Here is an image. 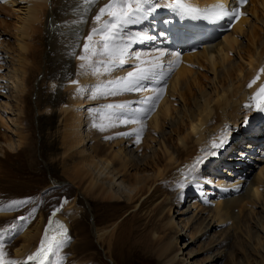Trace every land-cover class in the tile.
Here are the masks:
<instances>
[{
    "label": "bare ground",
    "instance_id": "bare-ground-1",
    "mask_svg": "<svg viewBox=\"0 0 264 264\" xmlns=\"http://www.w3.org/2000/svg\"><path fill=\"white\" fill-rule=\"evenodd\" d=\"M3 1L17 15V23L12 28L15 42L14 53L9 55L6 50H0L11 64L12 72L9 78L11 79L10 84H12V88L15 92L12 97L17 105L15 108L17 115L15 120L11 121L15 140L14 142H8L6 144V150L3 148L2 151V146L0 147V163L2 164L6 161L5 165L7 167L9 165L8 163H10V159L4 157L6 151L14 153V149H17L25 153L26 150L29 149V144L24 142L23 130L21 129V122L18 118L22 113L20 108L21 96L24 92L28 91V87L25 86L24 83V77L28 71L32 69V67H28V56L31 55L32 58H35L37 55L33 46L35 42L37 45V42H40L39 40H35L38 34H40L43 29L51 31L55 28L53 32H55L56 36L54 37V33L51 32L53 35L50 36L49 45L51 46V43L58 40V50L57 52L54 50L56 53L52 57H49V48L46 53L48 54V61L51 62V65L52 63H56L64 70L65 63L68 62L70 55H74V44L76 41L74 37L84 24L85 19L83 21L81 19L83 10L86 8L90 10L89 14H91L87 20L89 21L88 23L93 24L95 27H99L100 24L94 22L95 14L97 12L99 13L100 8L108 4L109 0H99L96 7L93 5L95 0H93L91 4H88L86 0ZM167 1L168 0H159V3L164 5ZM189 1L198 5L221 3V0ZM56 7L59 13L56 11L57 17L54 18L51 16V13L53 14L52 11H54ZM161 14H164L166 17L165 21L162 20L165 24V30H171L174 23H180L182 21L180 19L182 15L178 13L175 14L174 11L163 6L157 8L148 18H153L154 21H157V17L161 16ZM148 18L146 20H148ZM106 19H108L107 15L102 17V21ZM158 23L161 22L157 21V24L156 22L151 23L150 26L154 27L158 25ZM86 24L87 23H85L84 28ZM165 34L166 32L164 30H158L156 32L152 29V31H150L141 25L137 26L136 30L130 26L128 27L125 43L130 42V46L128 54L125 57H135L134 55L137 54H139L140 57L139 60L135 58L130 61L125 59L126 63L129 62V65L130 63L132 64L131 70L129 69L130 71L123 70L122 68L120 69L119 67V69L115 68L117 70L106 76H92V74L90 75L86 70L85 72L80 70L77 74V52H79L83 48L82 47L81 49L78 48L73 56L76 63L74 62V66H72L74 76L71 80L66 81L67 77L65 73L56 76L55 72V74L51 76L53 77L52 80L49 79L50 76H47L46 79L43 80L45 81V83H43V87L45 86L43 93L45 92L47 96L48 91V97H50L60 94L61 89L64 91L66 88H72L74 85L84 90L89 83L97 79H99V81H109L115 80L117 77H124L128 72L136 70L135 66L137 65L147 70L152 67L153 63H162L164 65L163 71L167 73L162 79L163 82L158 83L159 76L153 81H144L143 85L145 83L147 89L141 87L140 91H119L122 95L120 102L122 105H125L123 109L116 107L118 103L115 99L108 100V105H112L113 107H106L105 109H110L111 111L114 108L117 110L119 109L118 113H114L116 110H113L111 113L112 115L114 114V116L120 115L116 118L115 122L120 127L115 129L117 132L115 131L113 134L123 136V138L120 137L121 146H119L117 151L112 152L113 149H111L110 153H106V149H104L100 143L92 144V128L88 125V120H85L86 110L84 104H81V106L75 110V115L72 116V114H70V119L68 118L69 121H67L68 123L65 128H67L69 132H73L76 136L74 138L69 136V141H66L68 146L66 144L67 148L62 150H64L66 155L69 153L73 154L75 160L78 158L76 164V161L73 162L72 160L75 164H73L74 166L71 164L73 166V174L75 175L74 179L77 182H75L73 186L79 190L83 197L94 199L95 202H104L108 200L122 201L123 204H126L127 208L135 210L140 206L138 209H140V211L145 210L146 213L148 210L143 207L150 206L156 209V215L159 219H162L164 215V221L160 223L167 232V235H165L166 233L163 234V232L162 234L157 233L156 231L158 229L150 232V237L157 240V245L160 244V249L158 250L159 257L157 259L158 264H219L224 256L228 259L224 261L223 264H264V189L258 190L261 189L259 188V186H261L260 184H264V167L261 166L262 168H260V170L258 169L259 172L257 171V174H255L256 172L252 175L250 174L252 163H255L256 160H263L264 163V145L258 147V144L264 143V111L245 107L248 100L250 101L249 94L255 90L259 82L264 79V71H262V69H264V0H248L243 7L242 16L229 31L224 32L221 37L208 42L195 51L188 52L183 47H176L177 40L169 36L164 38L163 35ZM141 36H147L149 38L141 39ZM65 39L66 42H68V48L65 46ZM33 40L35 42H32ZM46 42L47 40H45V46ZM151 42L154 43L151 44ZM143 43H146L145 48L141 49L138 45ZM100 47L102 46L97 45L96 48ZM176 48H178V51H176ZM29 49H31L32 52H29ZM160 51L165 52V55L161 57L159 61H156L154 58L159 56ZM169 53H179V55H169ZM100 58L97 57V59ZM93 59L94 56H92V60ZM106 59H108V57H105V60ZM169 61L174 62V67L171 68V71H169ZM35 63L37 62L35 61ZM45 67L47 66L45 65ZM49 67L51 68V66ZM40 70L39 67L38 73H40V76H43V72L41 73ZM200 70H205L208 74V77L204 76V78L202 76L205 73L203 75L201 74V77L204 79V82L200 81L201 83L197 81L199 77H196ZM157 71H159V69H157ZM37 76L35 77L37 78ZM38 78L40 77L38 76ZM1 80L4 83V80ZM253 80H255V83L249 87L248 85ZM72 81H77L78 83L73 84ZM3 83L0 84L2 88H4ZM156 88H163V92L159 100L155 101L154 109L147 113L146 119L141 121L139 120L141 113L137 110L149 107V104L141 103V101H143L145 97L152 96V90ZM35 93H37V88L33 94L35 95ZM71 93L73 94V92ZM113 96L114 95H112V97ZM63 97L68 99L70 96L65 97L64 95ZM106 97V99H108V96ZM53 99L54 98L51 97L52 102L54 101ZM106 99L104 100L105 102ZM174 100L178 101L177 103L175 102L178 106H175L177 108L173 109L172 104H175L173 103ZM97 101V98L96 100L92 99L88 104ZM74 104L78 103L75 101L69 105H59L58 111L67 113L71 105ZM52 105L53 103H50L48 106L41 107L44 110H42V112L48 113L50 110L49 106ZM53 107H55V105ZM259 107H264V105ZM33 110L35 111V105H33ZM132 110L135 111V115L137 116L135 121H140L139 125L134 129L132 126H127V123H124L125 121L121 116L126 115L127 117L132 116V118H134V112H132ZM36 112L38 113L39 111ZM106 119H108L107 116ZM147 122L148 125L145 124ZM146 126H148V132L154 134L157 138L155 137L156 140H154L152 138L153 135L151 137L147 133L148 136L154 140L151 142L153 146H149V149L147 148L148 154L146 156L144 155L139 158L141 154L139 156L136 154L138 149H132V146L136 143L132 136L137 132L141 133L142 130L140 129L142 127L145 129ZM81 127H85L83 129L84 133L79 134L78 130H80ZM166 129L168 131L165 132ZM260 130L263 131L260 132ZM128 132L136 133L132 135H120V133ZM146 132L147 129L144 134ZM165 134L167 136H165ZM1 136H3V134H1ZM171 139L174 141V146L170 143ZM219 139L226 140V143L229 142L230 147L225 151V154H222V151L221 154L216 155V152L221 151V147L213 148L212 144ZM88 143L92 145L87 146ZM239 144L243 146V149L239 150V148L235 147ZM242 150H245L243 155L241 153ZM213 152H215V155L212 154ZM237 152L240 154V157H237ZM62 155H64L63 152ZM75 156L77 158H75ZM252 157L253 161L250 160ZM55 160L57 161V159ZM224 161L225 163L229 162L231 164L236 162L245 164V166H236L237 168L244 169V174L243 170L237 172L238 176L235 179L237 183L232 187L229 186L231 184L228 179L229 177L222 174V171L226 173L230 172L229 169H226L230 167H227ZM44 162L46 161L44 160L43 163ZM1 167L2 165L0 166V185L4 184L1 189L5 190L6 187L10 188L11 186L12 188L16 186L17 183L13 182L15 177L20 178L24 176V174L20 173L16 174V176L6 174ZM140 167L142 168L140 169ZM146 167L151 168L150 172L146 170ZM130 169L136 171L132 175H129L128 172H130ZM202 173H204L203 176L201 175ZM207 175H214L213 179H216V181L212 183V179ZM55 181L58 180L50 181V183L56 185L57 183H55ZM163 183L167 184L168 188L177 187V193H180L182 189L185 192L189 188H192L197 189L200 194L202 193L207 196H209L210 193H214L211 191L214 187H221L223 189L219 190L222 195H220L221 197L218 199H215L214 202H216V200L223 201L222 203L219 202L216 204L212 214L210 212L208 214L205 213L207 215L206 217L199 216L201 210L197 208L198 206L196 205V211H192L193 213L188 216L184 225L182 227L177 226L173 216L170 215L172 198L160 192L162 188L160 184ZM202 185L206 186L204 187ZM21 189L13 191L19 192L18 194L20 196V193L23 192ZM189 193L192 194V192ZM14 197L13 194L8 195V198ZM22 199H25V196ZM243 200H248V204L252 206V209H249L247 214L239 219L236 211H239L238 205L243 203ZM196 203L199 202L195 201L194 204ZM186 206L190 209L193 205L191 207L190 205ZM256 207L257 209H255ZM188 209H183L177 204L176 213L185 215L188 213ZM0 215L2 216L4 214L0 213ZM207 217H209V221H205ZM118 218L119 216H117V218L116 216L114 218L111 216L112 222H109V224L102 227L96 225L92 227L95 240L99 241V243L105 242L107 248H110L109 246L111 245L116 230L114 225L116 221H119L117 220ZM227 220H231L234 228L239 230H237L240 232L238 237H236L237 235L232 236L227 231L228 233L224 232V234L220 236L214 234L208 238V231L212 229V227L216 230L218 226L224 225ZM17 223H21V221H17ZM155 223L157 224V222ZM40 224L41 219L39 218L35 224L31 225L27 230H24L20 236L19 245H17V247H11H14L12 256H10L11 254L8 255L7 249L3 247L4 259L10 260L11 258L14 262L15 260L27 262V257L35 253L40 245L38 243L41 241L42 234ZM26 226L27 225H25L24 228ZM184 227H188L191 231L187 239L192 243L197 239H201L202 241L208 238V241L205 240L206 243L203 242L204 240L202 241L203 250L199 249V251L206 253L204 262L189 263L187 257H183L186 251L182 252V250H185L188 246L187 240H185L187 235L185 234L184 240L177 241V239L180 236H184V232L181 229H184ZM226 230H228V228ZM231 237H234V239H232L234 242L233 244L232 242L230 243L232 247L229 248V252L226 254L225 250L228 247ZM2 238L6 241L10 237L4 235ZM146 241L145 245H148L150 241H147L148 243ZM188 248H190V246ZM103 251L107 256L109 255L107 251ZM191 252L193 251L190 250V252L186 253L188 257L192 255ZM60 256L59 258H64ZM57 257L50 253L43 264H50L53 261L57 264L59 259ZM56 258L57 261H55ZM13 260L11 262H13Z\"/></svg>",
    "mask_w": 264,
    "mask_h": 264
},
{
    "label": "rangeland",
    "instance_id": "rangeland-1",
    "mask_svg": "<svg viewBox=\"0 0 264 264\" xmlns=\"http://www.w3.org/2000/svg\"><path fill=\"white\" fill-rule=\"evenodd\" d=\"M98 2H99V0H97L95 2L96 3L95 6H97ZM56 11H57V13H59V10L57 7L54 11H52L53 14L51 13V16H53L54 18L57 17ZM88 11H90V10L86 9L83 13V19H85V20H84V24H83L82 28L85 29V36H88L89 33L92 32V29L95 27L93 24H90V23H88L89 21H87L89 19V15L91 14V13L89 14ZM97 14H98V12L95 14V16ZM46 18H47V16H46ZM16 23H17V15L10 9L9 6H7L5 4V2L3 0H0V50H2V51L6 50L9 55H12L11 53H14V49H15V42L13 39L14 36H13L12 28H13V26L16 25ZM85 23H87L88 25L86 24V26L84 28ZM54 29L55 28H53L51 31H47L44 29L41 30L40 34H38V37L35 39L36 41L37 40L40 41V42H37L38 45L35 44L36 42L34 40L32 41V42H35L33 47L35 48L37 55L35 56V58H32L31 55L28 56V63H29L28 67H32V69H31V71H28V73L24 77V83H25V86L28 87V91L24 92L21 96V100H20V103H21L20 106L21 107L20 108L22 110V113L18 119L21 122V129L23 130L24 142L26 144H29V146H28L29 149H27L25 153L21 152L20 150H17V149H14V151H15L14 153L6 151L4 153V157L6 159H10L9 160L10 163H8L9 165L7 167L5 165L6 161H4L2 164L0 163V166L2 165L1 169H4V171H5L4 173H6V174L15 175V176L18 173L24 174L23 177H20V178L15 177V180H13V182L17 183V185L13 186L12 188L10 186V188L6 187L4 190V189H1L4 186V184L0 185V208H3V210L0 211V213L6 215V216L0 215V217H3V218H0L1 219L0 220V227L2 226L0 228V230H3V229L5 230L7 228L11 229V226L13 224L17 223L18 217H25V220L21 221V223L24 226L25 225H27V226L25 228L23 227L22 229L18 228L17 230H19V231L17 233H14L13 231H6V233H8V234H14L13 237H10L8 240L5 241L2 237L4 235L6 237H8L9 235L7 236V234H4L2 237H0V239H2V242L1 241L0 242L3 245V247H5L7 249V254L8 255L11 254L10 256H12L13 255V249H14V247H17V245H19L20 236L22 235L24 230H27L28 228H30L31 225L35 224L37 219L40 218L41 219L40 229L42 230L41 232H43V230L47 224V221H48L49 217L52 215L53 211L56 209H59L58 211H56L55 215L64 221L65 229L67 230V237L69 238V240H68V243L65 244L64 247H62L58 253H53V255L55 257L58 256L57 258H59L60 255H61L60 257H62V256L64 257V258L58 259L59 263H58L57 258H56L55 261H57V264H77V263L78 264H158L157 259L159 257V254H158L159 251L158 250L160 249V247H159L160 244L157 245L158 244L157 240L150 237L151 236L150 232L152 230L156 231L158 229L159 231L157 230L156 231L157 233L162 234V232H163V234L166 233L165 235H167V232L163 229L162 224H161L164 221V215L162 216V219H159L158 216L156 215V212H157L156 209L151 208L150 206H148V207L144 206L143 207L146 210H148L147 213H149V214H147L145 210H142L143 211L142 212V211H140V209H138L140 206L138 208H136L135 210L127 208L126 204H123L122 201L108 200V201H104V202H102V201L95 202L94 199H91L89 197H87V198L83 197V195L80 194L79 190L75 186H73V184L76 182L74 179L75 175L73 174V166L77 163L76 160L78 158L75 156V158H77L75 160L74 155L71 153L66 155L64 150L68 146L66 141H69L68 140L69 136L70 137L72 136L74 138L76 135L71 131L69 132L67 130V128H65V126H67V123H68L67 121H69L68 118L70 119V117H69V116H71L70 114H72V116L75 115L74 114L75 110H77L81 106V104L85 105V110H86L85 111V115H86L85 120L86 121L88 120V117H89L88 110L92 109L94 107H98V105L94 106L93 104H90V105L88 104L92 100V98H90L92 95H90V94L93 93V91L95 89V85L93 83L107 82V81H101V80L99 81V79L94 80L92 84H89L90 87L88 89H86L85 91L82 90L80 93L77 92V89L80 87L74 85L76 87L73 86L72 88H69V89L66 88V90H64V91H63V89H61L60 94L53 95L50 97H48L49 92L47 91V96H46L45 92L43 93V90L45 89V86L43 87V83H45V81H43V80H45L47 76H50L49 79L52 80L53 77H51V76H53L55 73H56V76H59V75L65 73L66 77H67L66 81H69L72 79V77L74 76V73L72 72L73 71L72 66H74V62H75V59H73V56L76 53L75 51L78 50V49L74 50V53H73L74 55L73 56L71 55L68 62L65 63L64 70L62 68H60V66L56 63H52V65H51V62L48 61V54L46 52H47V49L49 48L48 49L49 50V57H52L58 50V48H57L58 47V40H55L56 42L51 43V46L49 45L50 44L49 43L50 36H52L53 33H54V37L56 36L55 32H53ZM51 32H53V33L51 34ZM83 34H84V32L80 30V34L75 38V40H76L75 48H79V47L82 48L83 47V45L85 43V40H84L85 37ZM97 37L93 38V46L101 41ZM45 40H47L46 46H45ZM96 40H98V41H96ZM65 42H66V39L64 40V43ZM67 43L68 42L65 43V46L68 48ZM42 45H43V47H42ZM97 45L102 46V45H100V43H98ZM95 47H97V46H95ZM41 48H42V50H41ZM82 50H83V48H82ZM82 50L77 52V57L81 56V55H90V53L82 54ZM29 52H32V50L29 49ZM96 56L97 55L94 56L93 60H95V59L98 61L99 60H105V56H100V55L97 56L98 58L101 57L100 59H97ZM134 56H136V55H134ZM37 57H38V59H37ZM131 57L130 58L128 57L129 59L125 57V59H127L129 61L133 60L134 57H132V58ZM45 60H46V63H45ZM77 60L78 59H76V62H77ZM93 60H92V56H91V61H93ZM35 61L37 63H35ZM128 63L129 62H127V63L125 62V64H128ZM45 65L47 67H45ZM123 65L114 67L111 72L119 69V67H120V69L122 68L123 70H126V71L131 70V66H132L131 63L129 66L124 67V68H123ZM49 66H51V68ZM96 66L99 67V65H96ZM39 67L41 69L40 70L41 73L43 72V76H40V73H38ZM44 67H45V70H44ZM70 67H71V71H70ZM92 67H93V65L89 64V69L86 70L90 75L92 74ZM115 68H117V69H115ZM80 70H82L80 67L79 68L76 67L77 74H78V71H80ZM11 72H12V68H11V64L8 62V58L5 57L3 55V53L0 51V73H1L0 74V84L3 83L1 79L4 80V83H3L4 88H2V86H0V120H1L0 121V147L2 146V151H3V148L6 150V144L8 142H14V140H15V136L13 135V125L11 124V121H14L15 117L17 115V112L15 111V108L17 105H16L14 98L12 97V95H14L15 92H14V89L12 88V84H10L11 79L9 78V76H10ZM84 72H85V70H84ZM100 72H101V74H97L98 77H100L102 75L106 76V75H109L111 73V72L105 73L103 70V67L100 68ZM200 72H198V74L196 76V77H199V79L197 78V81L199 83L204 82V79H203L204 76L208 77V74L206 73L205 70L204 71L200 70ZM50 73H51V75H50ZM37 74L40 78H38ZM201 74L202 75L204 74L202 76L203 78L201 77ZM35 76H37V78ZM92 76H96V75L92 74ZM38 82H39V84H38ZM36 88H37V93H35V95H34L33 93H34ZM73 88H74V90H73ZM74 91H76V92H74ZM71 92H73V94ZM64 95H65V97L70 96L68 98L69 100L65 99L63 97ZM74 96H76V97H74ZM106 96H108V99H106V102H108V100L115 99L116 102L118 103L117 104L118 106L122 105V103L120 102L121 101L120 99H122L121 92H119V91L116 92V94H114L113 97L110 94V95H97L96 98L101 97V100L104 101L105 99H103V98H105ZM51 97L54 98L53 102L51 100ZM96 98H95V100H96ZM55 101H57V102H55ZM75 101L78 104L71 105V108H70V110H68L67 113L66 112L62 113V112L58 111L59 105H62V104H68L69 105V104L74 103ZM175 102L177 103L178 101L174 100L173 103H175ZM50 103H53V105L49 106L50 107L49 112L48 113L42 112L43 109L41 107L48 106ZM58 103H60V104H58ZM176 103L172 104L173 109L177 108V107H175V106H178ZM94 104H97V102ZM101 104H103V103H101ZM33 105H35V111L33 110ZM54 105H55V107H53ZM91 105H93V106H91ZM107 106H108V103L105 104L103 106V108H106ZM114 109L116 110V111H114V113H118L119 109L118 110L116 108H114ZM36 111H39L38 112L39 114ZM110 112H111L110 109H105L103 111L102 116L104 117V119L101 120V121H104L103 123H97L98 119H95L94 120L95 123L90 125L92 128V134H91L92 140H93L92 144L93 143H95V144L100 143L101 146L104 147V149H106L105 150L106 153H110L111 149H113L112 152L117 151L119 146H121L120 137L123 138V136L113 135L114 132L116 131L115 129H118L120 127L115 123L116 118H118V116H120V115L114 116V114L112 115V114H110ZM132 112H134V118H132V116H131L130 117L131 119L129 120L130 122L128 121V122H124V123H127V126H132V128L134 129L137 125H139L140 121L139 120L135 121L137 116L135 115L134 110H132ZM130 113H128V114H130ZM95 115H96V111H94L93 116H95ZM106 116L108 117V119H106ZM121 116L124 118L126 115L125 116L121 115ZM146 118H147V116H144L140 120L143 121ZM72 119H73V117H72ZM149 120H150V117H149ZM129 124H133V125H129ZM145 124L148 125V122ZM106 125H108V126H106ZM84 128L81 127V129H80L81 131L78 130V133L79 134L84 133L83 132ZM146 129H147V132L145 134L147 136L144 134ZM140 130H142V132L139 133V139L138 140H137V133L136 132H133L136 134L132 136V137H134L135 142H136L132 146V149H134V150L138 149V151H136V154L138 156L141 154L139 156V158L141 156L143 157L144 155L146 156L148 154L147 148L149 149V146H153V144L151 143L153 139L156 140L155 139L156 136L154 134L148 132V126H146L145 129H144V127H142ZM166 131H168V130L166 129L165 132ZM106 132H108V133L106 134ZM71 133H73V134H71ZM128 133L130 135L133 134L130 132H128ZM147 133L151 137L153 135V137H152L153 139L151 137H149ZM1 134H3V136H1ZM112 136H114V137L108 138V137H112ZM165 136H167V135L165 134ZM65 139H67V140H65ZM170 143H172V145L174 146L173 139L170 140ZM63 144H64V146H63ZM66 144H67V146H66ZM92 144L88 143L87 146L92 145ZM147 144H149V145H147ZM62 149H64V150H62ZM62 152L64 153V155H62ZM26 153H28V154H26ZM58 154H59V156H58ZM53 156H54V158H53ZM62 157H64V158H62ZM55 159H57V161ZM62 159H63V161H62ZM3 160H5V159H3ZM44 160L46 162L43 163ZM72 160H73V162L76 161L75 164L72 162ZM71 164L72 165L74 164V165L72 166ZM64 166H66V167H64ZM261 166L264 167L263 160H257V161H255V163H252L251 168H250V174L252 175L255 172H256L255 174H257L259 172L260 168H262ZM141 168L142 167H140V169ZM150 169L151 168L146 167V170L148 172H150ZM129 171H130V172H128L129 175H132L136 170L130 169ZM201 175L203 176L204 173H202ZM52 179L58 180V182L60 184L57 183L56 185L55 184L52 185V183H50V181H53ZM72 180H73V182H72ZM230 181L232 183H234L235 177L230 178ZM124 184H127V183H124ZM160 185H162L160 192L162 194H167V195L171 196V198H172L170 215L173 216V219H174V221H176L177 226L182 227L184 225L188 216H190L191 213L194 212L196 205L198 206L197 208H200V210H201L199 212V216L201 215L203 217H206L207 215L205 213L208 214L210 212L212 214L216 204L219 202L222 203V201H223V200L222 201L216 200V202H214L215 199H218V196H219L218 194H212L207 199H199V198H197L198 196H196V194L190 195V193H189V192H195V190L199 193V191L197 189L189 188L187 191L184 192V190L181 188L182 189L181 192L177 193V189H178L177 187L168 188L167 184H164V183L160 184ZM260 185L261 186H259V188H261V189H258V190H262V188L264 189V184L262 185V183H261ZM13 188H15V189H13ZM12 189L13 190L21 189V190H23V192L20 193V196H19V194H18L19 192L13 191ZM219 189H223V188L218 187L217 190H219ZM211 191L213 192V189ZM24 192H26L27 194ZM9 194H13L15 197L14 198H8ZM24 194H26V195H24ZM24 196H25V199H22ZM19 201H26V203L20 204L19 206H16V207H11V208L7 207L12 202H19ZM195 201H197L201 204H199V203L194 204ZM177 204L180 205V207H182L183 209H186V208L188 209V207L186 205H190V207L192 205L193 206H192V208L188 209V213H186L185 215H181L182 213H178V214L176 213ZM238 208H239V211L238 212L236 211V214L238 215V218L241 219L243 216H245V214H247L249 209L250 210L252 209V206H250L248 204V200H243V203H240L238 205ZM255 209H257V207ZM137 213H138V215H137ZM113 214L116 216V218H117V216H119V218L117 219L119 221H116V223L114 225V228L116 229L115 233H114L115 237L113 236L111 245L109 246L110 248H107V245L105 242L99 243V241L95 240V238L93 237L92 227H94L95 225L102 227L106 224H109V222H112L111 216L113 218L115 217ZM209 217H207L205 221H209ZM182 219H184V220H182ZM155 222H157V224ZM231 222H232L231 220H227L224 223V225H221L218 227L216 226L217 227L216 230H214L213 229L214 227H212V229H210L208 231V235H209L208 238L214 234L216 236H220L221 234H224V232H227V231L232 236L237 235L236 237H238L240 235L239 234L240 232H238L239 231L238 229L234 228V226ZM21 223H17V225L21 224ZM227 228H228V230H226ZM181 229L184 232V236L178 237L177 241L184 240L185 234H186L187 236H186L185 240H187V243H188L187 244L188 246L186 247L185 250H182V252L186 251V253H187V252H190V250L193 251V252H191L192 253L191 256L188 257L187 254L184 253L183 257L186 256L187 259L189 260V263L204 262L205 261L204 259L206 257V253L199 251V249L203 250V242L206 243V241H208V238L203 239L204 240V241L202 240L203 242L201 241V239H199V240L197 239L194 241V243H192V242H190L189 239H187L188 235L191 232L189 230V228L184 227V229L183 228H181ZM0 233H1V231H0ZM56 235H60V233H58ZM232 239H234V237L230 238L228 247L225 250L226 254L229 252V248L232 247L231 245L234 242ZM146 240L150 241V243H148ZM3 241L5 243H3ZM145 241L148 243V245H145ZM84 242H87V243H84ZM231 242H232V244H230ZM38 243L40 244V241ZM12 246H14V247L11 248ZM189 246L191 249L188 248ZM137 249H139V250H137ZM103 250L107 251L109 255L107 256ZM156 253H157V255H156ZM180 253H181V250H180ZM227 259H226V256H224V258L221 259L219 264H223L224 261H226ZM10 260H11V258H10ZM143 261H145V262H143ZM15 262H16V264H25L26 261L23 262L20 260H16ZM28 263H29V261L27 262V264ZM54 263H56V262L53 261V263H51V264H54Z\"/></svg>",
    "mask_w": 264,
    "mask_h": 264
},
{
    "label": "snow or ice",
    "instance_id": "snow-or-ice-1",
    "mask_svg": "<svg viewBox=\"0 0 264 264\" xmlns=\"http://www.w3.org/2000/svg\"><path fill=\"white\" fill-rule=\"evenodd\" d=\"M88 4H91L93 0H86ZM247 0H238L239 5H244ZM167 7L173 9L174 11L180 12L182 15H190L192 18H202L208 20L209 23H217L225 18L230 20H235L239 18V8H230L224 3H218L211 6L210 8H205L203 10L192 7L191 5L182 2V0H172V3H166L161 5L159 0H109V3L104 7H101L99 13L94 17V22L100 24L99 27H94L92 32L85 38V43L83 45V51L85 53H90V55H81L77 59L83 61L80 67L86 68L89 64H92V74H101L100 68L103 67L105 73L111 72L114 67L122 66L125 64V56L128 54L129 43H125L126 30L130 25L140 24L148 18V16L156 11L159 7ZM203 13V15H200ZM108 16V19L102 21V17ZM99 35L102 39L99 42L102 47L96 48L93 46V37ZM131 35V34H129ZM139 35V34H135ZM141 39H148L147 36H141ZM159 51V50H158ZM100 55L108 57L106 60L91 61V56ZM165 55V52L160 51L159 56L155 57L156 61H159L161 57ZM169 55L178 56L179 53H169ZM135 59L139 60V54H137ZM169 71L174 67V62L169 61ZM99 65V67L95 66ZM136 70L128 72L124 77H117L115 80H109L106 83L97 84L95 90L90 98L95 99L97 95H114L117 91H140L141 87L147 89V85H143L144 81H153L158 76L163 79L167 73L163 71L164 65L162 63H153L150 69L140 68L139 65L135 66ZM159 69V71H157ZM264 71V69H262ZM73 84H77V81H72ZM255 83L253 80L248 86L251 87ZM261 90H264V85H261ZM82 89L78 88L77 92L80 93ZM153 95L145 97L141 103L149 104V107L144 109H138L142 115H147L148 112L154 109L155 101H158L163 88L153 89ZM259 94V93H258ZM257 94V95H258ZM252 97L251 99H255ZM107 107L111 108L112 105ZM121 109L125 108V105L116 106ZM246 108H250L251 105L246 104ZM259 111H264V107H258ZM125 122H128L131 118L125 117ZM95 126V125H94ZM120 135H129V133H120ZM137 139H139V133L137 132ZM226 143V140L219 139L214 141L212 144L213 148L222 147ZM215 155V152L212 153ZM26 203V201L12 202L7 207H16L20 204ZM3 208H0L2 211ZM56 209L53 211L52 215L49 217V225L45 228L44 235L40 241V245L35 253H32L27 257V261L36 262V264H43L50 253H58L59 250L68 243L69 238L67 237V230L59 223L55 221L54 217L56 214ZM25 217H18V221H24ZM55 223L57 225L56 231L60 235H54L50 238L49 233L52 230L51 226ZM24 225L21 223L19 225L13 224L11 230L15 231L18 228L22 229ZM0 231H8L0 230ZM3 245L0 244V264H4V253L2 251ZM11 264H16V262H11ZM27 264V262H25Z\"/></svg>",
    "mask_w": 264,
    "mask_h": 264
},
{
    "label": "water",
    "instance_id": "water-1",
    "mask_svg": "<svg viewBox=\"0 0 264 264\" xmlns=\"http://www.w3.org/2000/svg\"><path fill=\"white\" fill-rule=\"evenodd\" d=\"M54 220L55 221H59V223L61 224V225H63V227H64V224H63V222L59 219V218H57V217H54ZM49 225V224H48ZM51 231H50V233H49V236H50V238L52 237V236H54V234H55V232H56V229H57V225L55 224V223H53V225L51 226ZM44 235V234H43ZM43 237V236H42Z\"/></svg>",
    "mask_w": 264,
    "mask_h": 264
}]
</instances>
